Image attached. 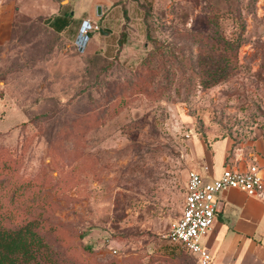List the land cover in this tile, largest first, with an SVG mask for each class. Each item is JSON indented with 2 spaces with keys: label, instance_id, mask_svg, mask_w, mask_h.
Wrapping results in <instances>:
<instances>
[{
  "label": "rangeland",
  "instance_id": "1",
  "mask_svg": "<svg viewBox=\"0 0 264 264\" xmlns=\"http://www.w3.org/2000/svg\"><path fill=\"white\" fill-rule=\"evenodd\" d=\"M68 2L0 0V227L36 220L51 264H199L166 234L196 140L264 134V0H126L83 51L46 24Z\"/></svg>",
  "mask_w": 264,
  "mask_h": 264
},
{
  "label": "crops",
  "instance_id": "2",
  "mask_svg": "<svg viewBox=\"0 0 264 264\" xmlns=\"http://www.w3.org/2000/svg\"><path fill=\"white\" fill-rule=\"evenodd\" d=\"M68 1L67 5L59 6V9L63 8L61 12L58 11L48 17L53 18L69 11L72 23L63 32L76 24L79 26L84 19L93 22L92 16L97 15L98 5L101 8L98 18L103 22L110 20L111 10L121 9V12H124L126 2L125 0H86L88 1L86 11L80 19H77L73 6L79 0ZM232 143L233 140L229 137L208 143L196 140L195 168L201 169L206 166L208 176H218L225 167L243 171L249 164H255L264 178V134L256 133L253 137L242 140L232 153H229ZM216 197L217 210L214 223L202 239V245L212 256L211 264H264V192L249 195L242 190L228 188L220 191Z\"/></svg>",
  "mask_w": 264,
  "mask_h": 264
},
{
  "label": "built area",
  "instance_id": "3",
  "mask_svg": "<svg viewBox=\"0 0 264 264\" xmlns=\"http://www.w3.org/2000/svg\"><path fill=\"white\" fill-rule=\"evenodd\" d=\"M100 28L89 19L82 20L75 39L76 48L83 51L90 33ZM206 170V166L188 170L181 213L166 234L169 242L194 256L199 264H211L212 256L202 245V239L214 223L217 194L228 188L249 195L264 192V178L255 164H249L243 171L225 167L218 176H208Z\"/></svg>",
  "mask_w": 264,
  "mask_h": 264
},
{
  "label": "trees",
  "instance_id": "4",
  "mask_svg": "<svg viewBox=\"0 0 264 264\" xmlns=\"http://www.w3.org/2000/svg\"><path fill=\"white\" fill-rule=\"evenodd\" d=\"M46 21L47 26L53 32L62 33L70 27L72 18L69 11H65L53 18H47ZM209 22L215 27L218 26L217 21L212 18L209 19ZM240 26L243 25L240 24ZM103 30L106 29L103 28ZM214 31L218 33L217 28ZM239 39V35L236 38L224 39L221 34H218V42L212 45V48H218L219 53L217 58L210 56V64L208 67L206 64V68H204L208 76L204 83L205 86L214 85L225 77L226 74H222L220 70L226 69L230 59L227 54L223 53L230 49H236L240 45ZM220 40L223 43H220ZM220 49H223V53ZM47 250L48 244L44 236L39 232L36 220H28L11 228L0 227V264H51L54 260L52 261Z\"/></svg>",
  "mask_w": 264,
  "mask_h": 264
},
{
  "label": "water",
  "instance_id": "5",
  "mask_svg": "<svg viewBox=\"0 0 264 264\" xmlns=\"http://www.w3.org/2000/svg\"><path fill=\"white\" fill-rule=\"evenodd\" d=\"M125 1H126V0H125ZM96 13H97V15H100V14H101V8H100L99 5L96 6ZM99 33H100V34H105V35H106L108 32H107L106 30H103L102 28H100Z\"/></svg>",
  "mask_w": 264,
  "mask_h": 264
}]
</instances>
